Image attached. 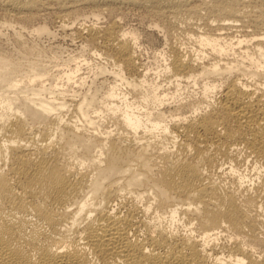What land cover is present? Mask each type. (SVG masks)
<instances>
[{
  "label": "bare ground",
  "instance_id": "obj_1",
  "mask_svg": "<svg viewBox=\"0 0 264 264\" xmlns=\"http://www.w3.org/2000/svg\"><path fill=\"white\" fill-rule=\"evenodd\" d=\"M125 4L186 22L157 66L119 19L73 25ZM0 9L16 50L0 49V264H264V0ZM40 11L107 64L50 57L54 29L25 24Z\"/></svg>",
  "mask_w": 264,
  "mask_h": 264
},
{
  "label": "rangeland",
  "instance_id": "obj_2",
  "mask_svg": "<svg viewBox=\"0 0 264 264\" xmlns=\"http://www.w3.org/2000/svg\"><path fill=\"white\" fill-rule=\"evenodd\" d=\"M86 9L89 10V8H86ZM45 13H46L45 11H40L37 14L38 16L36 15L32 19L34 21L32 22L28 21V23H25V24L27 25V27L28 25L31 27V28L28 27L29 29H32L35 25L40 24V23H45L47 21L46 23L50 25L52 30L54 29V31L56 32L55 36L48 35L49 36L48 37L47 35L46 36L42 35L41 37H38V41L40 40L39 43L41 44V46L42 45L43 47L46 46L45 48L48 49V54H50L49 55L50 57L53 54L57 53V51L58 53L60 52L59 54L65 58L69 57V55H72V54H77V55L85 54L87 56L90 55L89 57L90 60L92 61L94 60V62L100 61V62H103V64H107L108 61L105 58H96L94 56L93 52L90 50L92 48L91 44L86 48L85 47L82 48L81 39L79 37L76 36L77 38L74 37L76 40L75 39L73 40L71 39L72 37L71 38L68 37L69 35H66L62 31L61 27L58 26L60 25L59 23L61 22L60 16H57L56 13H51V12H47L46 14ZM114 18L119 19L123 28H130V29L134 28L136 30L137 34L139 35V42L141 44L138 50L140 60L152 66H157L158 64L162 62L161 61L162 58L158 56L156 51H157V48H163L164 46H166L165 37H167L168 39H170L171 37L173 38L174 33H177L179 31L180 32L182 31L183 33L184 32L183 30L186 28V25L184 24L186 22H183L182 19L177 23V26H175V25L170 24V19H168L167 17L154 15L150 13L146 7H142V6L135 5V4H125L124 6L122 5L118 7L117 10H115V12L113 13L109 11H105L99 17L94 16V15L85 16L83 14L77 18L73 17V22L76 21L75 22L76 24L73 23V25L80 26V22L82 23L83 21H84L83 23H87V24L96 22V21L98 24H106L110 22L111 20H113ZM3 19H4L3 11L0 9V22H2ZM195 21L200 24L201 26L200 30L205 29L204 28L205 25L203 24L202 20L195 19ZM201 21H202V24H201ZM157 22L160 23L159 27L155 26V23ZM18 24L21 25L23 23H18ZM251 28L252 27H250L249 29ZM152 29H154V31ZM5 30H3V32L2 31L0 32L1 34L0 35V44H1L0 49L2 48L1 50L6 51V52L8 51V53H13V52L15 53L16 50L14 47L15 44L13 43L14 41L11 42L13 40L12 39L13 35L11 36L12 31L10 32V30H6V31ZM151 30L153 32H151ZM224 31H230L231 33H234V35L235 34L240 35L241 33H243L242 31L236 28H233L231 30H224ZM183 34H181V36H183ZM29 35L28 37L32 38L33 34L29 33ZM188 44L190 43L188 42ZM54 61L56 60H53V62ZM53 62L51 63L54 64L55 62L54 63ZM62 62L63 61H61V63ZM114 67L115 66L113 65V62H110L108 64V69H113ZM83 71H88V69H83L82 72ZM191 90H193V88H191L190 91ZM196 91H198V89H196ZM218 97H219V93H217L216 97L213 99H216ZM239 157H240V160H239L240 169H245L247 167V169L251 170V173H254L255 172V169H254L255 160L252 158V156H248L246 155V153L241 152V155ZM252 169L254 170L252 171ZM253 176H255V174H253Z\"/></svg>",
  "mask_w": 264,
  "mask_h": 264
}]
</instances>
